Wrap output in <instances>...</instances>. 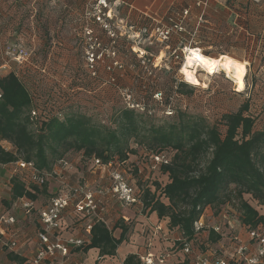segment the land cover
<instances>
[{
	"label": "trees",
	"instance_id": "1",
	"mask_svg": "<svg viewBox=\"0 0 264 264\" xmlns=\"http://www.w3.org/2000/svg\"><path fill=\"white\" fill-rule=\"evenodd\" d=\"M38 24L49 23L42 20L33 23L34 29L42 32L37 35H40L38 39H44L45 44L47 39L63 37L40 30ZM62 28L63 24L60 30ZM15 43L0 44V47L3 49ZM244 46L243 40L227 42L218 52L200 50L211 57L226 54L243 61L239 55L245 54L251 59L259 56L260 61L264 60V54H253ZM181 48V45H175L172 49ZM32 59L33 56L30 62ZM2 60L0 64L5 61ZM177 85L180 89L192 88V84L183 81ZM33 98L35 101L42 100L41 94H31L16 70L10 68L8 72L0 73V164L24 160L33 162L39 170L49 171L71 150L82 152L85 157H98L102 162L122 161L129 157L126 143L133 138L147 146L149 150H144L148 154H164L163 150L168 148L174 151L170 158L166 157L168 162L159 166L158 173L166 174V181L154 180L153 191L148 186L143 192L145 208L155 211L159 218L167 217L169 229L177 228L183 238L192 239L194 221L205 208L225 203L226 197L230 196L231 185L240 197V222L249 227L264 226V125L254 129V118L248 114V101L235 111L221 115L225 127L221 133L215 125L207 124L198 117L183 116L181 112L168 122L155 124L148 117V111L139 112L133 107L116 110L113 126L101 124L77 111H65L64 105L60 116L43 119L32 113L37 107ZM169 111L168 115L174 112L173 109ZM207 155L209 157L203 163L202 158ZM11 183L12 199L23 195L36 198L16 176L11 177ZM245 194L263 207L262 213L256 204L242 198ZM160 196L167 202L162 201ZM126 232V226L121 225L119 237L115 238L102 223H95L91 228V241L85 249L96 247L101 255L114 254ZM220 238V234L210 230L206 240L215 243ZM179 246L182 247L181 242ZM8 256L21 262L14 254ZM133 258L134 255L127 256L124 264H132Z\"/></svg>",
	"mask_w": 264,
	"mask_h": 264
},
{
	"label": "rangeland",
	"instance_id": "2",
	"mask_svg": "<svg viewBox=\"0 0 264 264\" xmlns=\"http://www.w3.org/2000/svg\"><path fill=\"white\" fill-rule=\"evenodd\" d=\"M27 14L29 7H26V0H0V44L21 41L34 49L35 54H32L34 59L29 67L10 60L8 62L10 68L16 70L31 94H41L42 100L65 105V111L70 109L83 113L107 126H113L114 112L124 107H133L139 112L148 111V117L155 124L168 122L176 113L181 112L183 116L198 117L207 124H213L223 133L225 127L221 115L235 111L243 102L248 101V114L254 118V129L258 130L264 125V60L260 61L259 56L251 59L248 55H239L246 67L245 88L242 91L235 89L232 78L225 76L223 71L206 73L201 68L196 70V75L205 84L180 89L177 85L179 81L186 82L179 72L184 63L187 47L184 51L183 48L172 51V45L169 44L171 49H168L165 45L171 40L167 43L156 40V37L150 33L149 24L145 25L148 27L146 32L141 30L143 25H130L134 20L132 14L129 15V21L124 20V23H121L114 19L113 24L110 23L115 31L114 37L107 35L99 23L78 24L71 19L65 24L66 27L62 28L67 34L60 39H47V44L44 39H30L25 35L22 37L19 35L29 31L33 25L27 21ZM4 15L17 16L18 19L15 22L5 21L2 18ZM38 26L42 31L58 30L57 24L54 23L38 24ZM10 27L15 32L12 31L11 35L3 34V31L9 30ZM85 28L92 29V38L83 36ZM90 46L97 53L101 52L102 48H109L114 51V55L107 57L103 52V57L91 69L86 59V52L90 50ZM218 49L220 48L211 50L218 51ZM2 59L4 56L0 54V62L3 61ZM113 61H118L121 67L114 66L108 70L106 65ZM42 66H45L44 73L39 71ZM169 109L174 110L172 115H168L171 113ZM126 145V150L130 152V162L128 159L127 162L133 166L130 168L137 171L140 166L141 173L145 176L144 180L138 179L139 187L149 186L154 189L153 182L166 181L165 177L162 180H157V177L152 178V171L158 170L159 166L158 164L153 166L154 164L151 163L150 154L145 151L148 149L147 146L137 143L133 138H130ZM131 150H134V153H131ZM163 152L165 157L170 158L174 151L168 148ZM74 153L75 151L71 150L66 155L74 159L76 157ZM208 157L209 155L204 156L202 162L204 163ZM151 165L155 169H152ZM229 190L230 196L226 197L225 203L208 208L211 210L210 217L216 220L220 212H227L233 221L239 224L240 197L236 195L233 185ZM159 198L167 202L161 196ZM242 198L253 205L256 204L248 194L243 195ZM255 206L262 213L263 207L257 204ZM134 223L128 224L129 229H132ZM243 231L238 233L245 234ZM175 242V245L179 246V241ZM205 242L206 239L199 236L195 247L204 250L207 248ZM4 256L2 253V259Z\"/></svg>",
	"mask_w": 264,
	"mask_h": 264
},
{
	"label": "crops",
	"instance_id": "3",
	"mask_svg": "<svg viewBox=\"0 0 264 264\" xmlns=\"http://www.w3.org/2000/svg\"><path fill=\"white\" fill-rule=\"evenodd\" d=\"M95 4L96 0H26V7H29L26 19L31 24L41 20L49 24H57L58 30H48V32L65 36V29L60 30V28L62 24L63 27H66L65 24L71 19L78 24L95 23L91 16L92 7ZM102 10L110 13V19H107L109 24L114 19L121 23H124V20L129 21V15L132 14L134 20L130 25L141 26L165 24L169 17L187 10L183 23L184 31L171 36L170 43L165 45L168 49L170 45H181L182 48L197 47L210 52H218L211 49L224 48L227 42L235 43L244 40L245 49L253 54H264V0H106V6ZM2 18L5 21L10 20V22H15L18 19L17 16L11 15H4ZM11 28L4 30L3 34L11 35L15 32ZM31 33L36 34L34 39H38L40 35H37L42 32L35 30L34 25H31L30 30L24 35L29 38ZM30 39L32 38L30 37ZM74 155H76L74 159L67 156V159L72 162L73 168L61 169L62 174L66 177L64 182L54 178L42 187L35 186L36 190L32 187L30 192L34 193L36 198L32 199L33 209L30 212H25L14 206L15 199L11 197V176L15 165L13 163L0 164V213L16 216L14 224L0 225V264H30L31 258L39 246L37 237L38 210L47 203L52 194L63 190L65 185L74 183H80L90 189L101 187L107 190L109 188L108 168L93 167L90 170L80 152H75ZM129 162L124 167L128 169L127 174L131 182L136 184L138 179L144 180L145 176L142 175L140 166L138 165L137 171H134ZM158 170L152 171V178L157 177V180L166 178V174L159 175ZM137 186L139 187V185ZM139 188L142 191L143 201V192L146 187ZM150 190L153 191V189ZM156 195L158 196V193ZM104 199L106 200L105 218L107 223L106 225L102 224L110 230L115 238L119 237L121 225L126 226L125 238L117 245L114 254L101 255L96 247L85 249L91 241L90 230L89 240L83 246L70 248L69 254L65 258L66 261L72 264H124L127 256L134 255L132 264H144L143 258L146 256L151 257L154 264H192L191 257L185 254L180 246L175 245V241L181 238V232L177 228L169 229L167 217L159 218L155 211H151L149 207L145 208L144 201L142 206L138 204L125 206L110 196H105ZM208 208L211 207L205 208L206 223L219 222L220 220H213L210 217L211 210ZM85 220H79L72 210H66L61 234L86 237ZM131 222H135L134 226H131L133 230L128 227ZM236 230L240 239L246 242L248 238L244 227L236 224ZM238 231L239 233L243 231L245 234H239ZM204 233L205 231L200 236L206 239L207 234ZM10 239L17 241L14 248L3 245V241ZM205 243L207 248L201 250L204 253L212 252L215 255L227 256L235 252V244L229 241L228 236H221V239L215 243H209L207 240ZM2 253L5 255L4 259H2ZM8 254L16 255L21 262L10 259ZM161 256L164 257L162 263L158 262ZM59 260L61 257L58 253L54 260L49 259L46 264L52 262L56 264Z\"/></svg>",
	"mask_w": 264,
	"mask_h": 264
},
{
	"label": "built area",
	"instance_id": "4",
	"mask_svg": "<svg viewBox=\"0 0 264 264\" xmlns=\"http://www.w3.org/2000/svg\"><path fill=\"white\" fill-rule=\"evenodd\" d=\"M106 6V0H96V4L92 7L91 15L96 22H98L102 28L105 29L107 35L110 37L115 36V31L111 28L107 19H110V13L104 12L102 9ZM187 10H183L176 16L169 17L165 24H149L150 33L156 37V40L167 43L171 36L175 33L184 31V19L187 15ZM148 27L145 25L141 28L142 32H146ZM24 34H21V37ZM83 35L92 38V31L85 28ZM32 39L36 38V34H30ZM99 43L96 44L98 46ZM185 47H183L184 51ZM109 48H102V51L97 53L92 46L90 50L86 52V59L91 69L94 68L96 62L105 56H113L114 51ZM0 54L4 56V62L0 64V73H6L10 70L9 61L12 60L16 64L22 66H29L31 64L30 58L32 54H35L34 49L31 46H27L23 42H17L12 46H7L1 49ZM103 59V58H102ZM114 66L121 67L118 61H113L111 64H107L106 68L110 70ZM39 71L44 73L45 66L39 68ZM158 95V94H157ZM34 99V98H33ZM35 101V99H34ZM37 107L32 111L33 114L40 115L45 118L59 115L63 108L62 104L50 100H38L35 101ZM62 105V106H61ZM65 106V105H64ZM87 167L90 170L94 167H106L109 169L110 186L106 190L98 187L96 189H90L80 183H74L71 185H65V188L52 194L47 203L38 210V223L39 229L37 232L39 246L37 247L35 254L32 256L30 264H46L49 259H55L57 254H60L61 260L56 264H72L66 261V257L69 254L70 248L83 246L87 240H89L90 230L93 223L100 222L106 225V200L105 196H110L118 200L122 205L130 206L136 205L142 206V191L141 189L131 182L125 169L127 160H111L108 162H102L100 158L92 156L85 157L80 152ZM152 163L155 166L158 164H165L168 162L164 154H150ZM15 165L12 176L18 177L23 182L24 187L31 191L32 187H42L46 182L51 179L57 178L62 182L65 181L64 174L61 169H72V162L67 159V156L57 161L52 169L49 171L39 170L35 167L31 161L17 160L13 162ZM152 169H155L153 168ZM131 169L129 168V171ZM11 176V177H12ZM67 184V183H65ZM123 185V187H121ZM127 192H124V189ZM14 206L19 207L25 212H30L33 209V200L23 195L15 199ZM72 210L77 218L86 219L84 224V230L86 231V237H75L72 235L64 236L61 234L63 217L66 210ZM205 210L201 216L194 221L193 230L194 235L192 239L186 240L182 237L178 239L182 243V251L188 254L192 259V264H263L264 261V226L259 224L256 227H249L242 224L248 240L243 242L238 234H236V223L227 214V212H220L218 214V221L213 223H206ZM16 222V216L14 214L0 213V225H12ZM226 229V230H225ZM212 230L221 236H228L229 241L235 244V252L232 255H215L214 253H204L195 247L200 234L205 231L206 234ZM221 239V238H220ZM17 244L15 240L3 241V245L8 248H14ZM164 257H159L158 262L162 263ZM144 264H154L151 257L146 256L143 258ZM51 264H54L52 262ZM79 264V263H74Z\"/></svg>",
	"mask_w": 264,
	"mask_h": 264
},
{
	"label": "clouds",
	"instance_id": "5",
	"mask_svg": "<svg viewBox=\"0 0 264 264\" xmlns=\"http://www.w3.org/2000/svg\"><path fill=\"white\" fill-rule=\"evenodd\" d=\"M186 52L189 51V49H185ZM200 49H194L191 50V54L186 57V65L184 68L181 69L182 72L185 73L186 81L192 85H196L198 81L196 80L193 71H188V67L193 65L194 63L198 66L203 67L208 73H212L213 71L218 69V66L223 67L226 69L229 73L233 69H235V81L239 85V87H243L242 85V77L245 72V65L241 63H237L233 60L228 59L227 57H224L223 59L226 61L225 63L221 64L220 60H210L203 55L200 54ZM123 187V185H121ZM124 192H127V189H124Z\"/></svg>",
	"mask_w": 264,
	"mask_h": 264
},
{
	"label": "bare ground",
	"instance_id": "6",
	"mask_svg": "<svg viewBox=\"0 0 264 264\" xmlns=\"http://www.w3.org/2000/svg\"><path fill=\"white\" fill-rule=\"evenodd\" d=\"M186 49H189V51H188V52L185 51L184 63L182 64V66H181V68H180V72H179V73H181V74L184 76V80H185V81H186V76H185V73L181 71V69L185 67V65H186V57H187L188 55L191 54V50L198 49V48L187 47ZM200 54L203 55L204 57L210 59V60H220V61H221V64H223V63L226 62L223 58H224V57H227V58L230 59V60H233V61H235V62H237V63H241V64H244V65H245V62H244V61H240V60L235 59V58H232V57H230V56H228V55H219V56H217V57H211V56L204 55L202 52H200ZM198 68H201V69H203L206 73H208L203 67L198 66V65L195 64V63H194L193 65L189 66L187 70H188V71H193V74H194L196 80L198 81V83H197L196 85H200V84H203V85H204L205 83L201 82V81L198 79L197 75H196V70H197ZM217 71H223L224 74H225V76H228L229 78H232V81H233V83L235 84V89H236L237 91H242V90H244V88H245L244 78H245V74H246V67H245L244 75H243V77H242V84H243V87H242V88L239 87V85H238V84L236 83V81H235V69H233V70L231 71V73H229V72H228L226 69H224L223 67L218 66V69L215 70V71H213L212 73H215V72H217ZM186 82H187V81H186Z\"/></svg>",
	"mask_w": 264,
	"mask_h": 264
},
{
	"label": "snow or ice",
	"instance_id": "7",
	"mask_svg": "<svg viewBox=\"0 0 264 264\" xmlns=\"http://www.w3.org/2000/svg\"><path fill=\"white\" fill-rule=\"evenodd\" d=\"M241 86H243V84Z\"/></svg>",
	"mask_w": 264,
	"mask_h": 264
}]
</instances>
